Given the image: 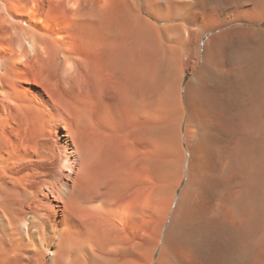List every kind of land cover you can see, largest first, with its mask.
Listing matches in <instances>:
<instances>
[{"label":"bare ground","instance_id":"obj_1","mask_svg":"<svg viewBox=\"0 0 264 264\" xmlns=\"http://www.w3.org/2000/svg\"><path fill=\"white\" fill-rule=\"evenodd\" d=\"M64 2L0 0V264H264V0H90V111L70 103L61 166L32 128L59 123L41 12ZM31 58L50 103L20 106Z\"/></svg>","mask_w":264,"mask_h":264},{"label":"rangeland","instance_id":"obj_2","mask_svg":"<svg viewBox=\"0 0 264 264\" xmlns=\"http://www.w3.org/2000/svg\"><path fill=\"white\" fill-rule=\"evenodd\" d=\"M89 1L90 0H85V1L78 0L79 6H77L76 11H74L71 4H67L64 2V3H56L50 5L47 4L42 10L43 15L41 12V16H42L41 18L43 19L44 25H46V26L43 25L44 26L43 32L44 31L46 32V33L44 32L45 39L47 41L57 40L56 44L57 47H59L58 50L60 49L59 51L61 53V57H63V55L65 56L63 59L58 60L59 65L57 67L50 69L48 72L45 70V74L52 75L53 81L54 82L56 81L55 82L56 85L51 84L52 86L51 88H53L54 91L57 92L56 96H54V99L56 98L55 106L57 111L55 114V119L59 123L58 125L55 124L51 125V127L48 124H45L43 126H38L39 128L36 126L37 128L35 129L32 128V130L33 132L35 130H36L35 132H37V130L39 129V131L36 134L37 136L39 135L38 138H40L41 141L39 139L38 141L40 142L47 141L46 145L37 146L39 147L38 149L40 153L45 154V157H49V158H53L52 156H54L58 160L60 165L62 163L65 164V160L67 159V157L70 159L71 162H73V160H76V156H79V154L81 155L79 149L81 146L80 143L81 135L83 134L79 129L76 130L74 127L73 128L69 127V124H66L67 122H69V120H72V117L70 115L71 113L70 103L75 104V106L79 108L85 109L86 111H88V113L90 111L89 110L90 108L89 106L91 102L90 98H92L91 91L93 90L91 89L92 79L89 72V61H88L89 55H87L86 53L85 55L82 54L78 48L80 47V45L87 44V41H89L88 38L89 32L85 28V22H84V15L87 11V8L88 9L90 8ZM98 5L102 6V0H98ZM68 44H71V46H73L76 49V52L71 57H69V62L71 66L67 67L68 69H65L64 61L67 56L66 49L69 48L67 46ZM33 59L34 58L30 59L28 64V69L27 66H24L23 68L25 69L24 71L26 72L27 79L23 78V76L22 77L20 76L19 78L17 75H15L13 78V83L21 91V94L19 95L20 97H17L14 100V102L16 101L17 103H20V106L30 105V104L36 105L42 103L44 104L50 103L49 93L42 91L40 88H38L36 85L30 82V79L33 77V75H38V74L40 75L41 73L40 68H38L39 71H36L37 69L36 67L38 66ZM83 61L86 62V67L84 64L85 62L83 63ZM30 63L31 64L33 63V65H30ZM34 65L36 67H33ZM62 72L64 75L62 74ZM70 72H72L73 74L72 73L69 74ZM24 79L26 81H24ZM98 126H101L100 127L101 129L105 127L106 130L108 129V131L111 130L112 128V127L110 128L109 124L104 122H102V124L101 122L98 123ZM105 128L103 129L104 131ZM112 131L114 130L112 129ZM34 135L35 134L32 133V136ZM37 136L35 139H37ZM3 138H0V144L2 145L3 142L1 139ZM109 141L107 142L108 144L107 143L105 144V148L108 145V150L110 151V153L116 155V158L118 159L122 152L121 145L119 143L120 141L117 138L113 139L114 142L113 141L109 142ZM95 153L97 152L93 151L92 149L89 150V141L88 140L85 141V147L84 150L82 151V159H83L82 167L85 168L89 167L90 163L92 162V159L94 158ZM33 159L37 160L38 158L33 157ZM21 163H26V162L22 161Z\"/></svg>","mask_w":264,"mask_h":264}]
</instances>
